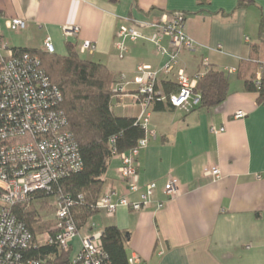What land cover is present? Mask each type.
I'll return each mask as SVG.
<instances>
[{
	"label": "crops",
	"instance_id": "1",
	"mask_svg": "<svg viewBox=\"0 0 264 264\" xmlns=\"http://www.w3.org/2000/svg\"><path fill=\"white\" fill-rule=\"evenodd\" d=\"M237 2L0 0V27L10 47L42 49L44 38L50 37L54 52L64 54L63 28L78 26L76 36L68 38L75 50L84 39L95 44L92 54L81 57L106 65L115 80L123 73L131 81L138 65L158 68L167 56L149 40L151 31L145 30L136 41L122 40L127 51L120 57L115 31L123 18L157 21L163 13L183 12L194 48L183 50L177 68L159 79L176 82L178 68L195 79L205 58L221 69L236 68L250 54V45L259 43L264 0L241 8ZM11 17L24 19L26 27L10 32L5 21ZM160 44L167 48L168 38ZM135 89L132 83L124 84L123 91L112 97L113 112L121 108L126 111L121 116H138L140 107L131 100ZM257 96L244 88V81L234 72L229 74L226 99L216 107L186 112L177 108L154 111L149 106L147 128L155 132V138H149L151 144L147 142L138 153L139 190H128L118 178V156L110 158L101 177L103 192L115 189L114 202L123 196L139 201L146 183L157 184L147 208L135 212L118 205L114 216L103 215L110 219L105 225L129 232L127 254L138 253L144 264H264V102L258 103ZM238 111L244 117L235 118ZM212 126L223 129L214 133ZM211 166L220 169L217 179L203 175V169ZM168 173L178 179L180 187L171 199L163 193ZM157 201H163L161 208Z\"/></svg>",
	"mask_w": 264,
	"mask_h": 264
},
{
	"label": "built area",
	"instance_id": "2",
	"mask_svg": "<svg viewBox=\"0 0 264 264\" xmlns=\"http://www.w3.org/2000/svg\"><path fill=\"white\" fill-rule=\"evenodd\" d=\"M3 12L0 10V18ZM185 15L182 12L163 13L157 21L139 20L125 17L115 31V47L119 56L123 57L127 47L122 42L127 38L136 41L143 37L145 30H150L149 40L160 52L166 54L165 62L158 68L149 65H138L131 81L125 74H120L112 83L114 94L123 91L124 84L135 85L131 95L134 104L140 107L136 117L145 129V136L138 140L136 146L128 152L116 153L120 159L117 169L118 178L125 182L128 190H139V150L146 146L149 138H155V132L147 128L149 122L148 108L153 96L160 95L155 91V85L161 77L169 75L177 68L179 53L183 50H193L194 41L186 34ZM8 29L22 30L26 22L22 18L11 17L6 21ZM79 31L78 26L63 28L66 39L74 37ZM168 38L167 48H161V41ZM220 48V45L217 46ZM42 50L53 53L54 46L50 37H45ZM95 44L84 39L78 47L79 54H92ZM207 59L203 60L206 63ZM228 73H234L235 68H225ZM259 79V74H258ZM178 89L169 96V102L177 109L188 112L200 102V95L193 91L196 78L190 79L183 69L176 70ZM61 93L45 75L37 55L22 53L16 55L7 44L0 27V201L6 205L31 199L42 191L49 192L53 184L61 177L75 172L81 167L78 145L67 129V118L60 108ZM244 112L238 111L235 118L244 117ZM223 128L212 126L214 133ZM113 141V139H111ZM203 175L210 179L220 176L218 166L205 167ZM102 179V178H101ZM103 180V179H102ZM156 182H148L139 201H131L120 197L114 202L112 197L115 189L106 190L99 198L97 205L105 216L112 217L118 205L126 206L132 211H140L151 202ZM179 181L172 174L165 176L163 193L169 199L179 193ZM69 197H55L53 206L56 221L52 227L39 234L34 239L25 225L19 222L7 208L0 209V264H48L44 260L24 257L23 252L30 246L56 244L64 254H70L73 240L79 236V249L67 264H110L107 261L101 243V231L93 233L86 231L79 235L71 215ZM163 201H157V208L163 206ZM128 264H144L136 252L127 255Z\"/></svg>",
	"mask_w": 264,
	"mask_h": 264
},
{
	"label": "trees",
	"instance_id": "3",
	"mask_svg": "<svg viewBox=\"0 0 264 264\" xmlns=\"http://www.w3.org/2000/svg\"><path fill=\"white\" fill-rule=\"evenodd\" d=\"M253 0H238L236 7H245ZM182 14H184L182 12ZM258 44L250 45V54L241 58L235 68L236 75L244 81L247 91L257 92V102H264V14L258 23ZM66 52L49 53L42 49L11 47L18 56L22 53L37 55L41 67L61 93L60 108L67 118V129L72 133L81 158V167L75 172L59 178L49 192L42 191L31 199L2 207L12 214L31 232L37 235L49 230L56 221L53 200L55 197H69L71 218L79 230L90 231V220L99 212L97 202L103 195L102 175L106 172L108 162L116 153L128 152L145 136V129L136 117L115 115L112 110V83L115 75L100 63L81 57L75 45L66 39ZM201 71L195 76L193 91L199 93L200 102L190 109H210L221 104L228 94L229 74L201 60ZM204 66V67H202ZM259 74V79H258ZM151 105L154 111L176 109L169 102V96L178 89L176 82L168 79L158 81ZM113 139V141H111ZM3 140L0 139V146ZM38 201V202H37ZM37 202V203H36ZM43 204H38V203ZM44 205L52 207L51 213H43ZM101 231V243L110 264H128L126 245L129 232L116 225H105ZM71 254V253H70ZM70 254H64L56 244L30 246L23 252L24 257L37 258L48 264H67Z\"/></svg>",
	"mask_w": 264,
	"mask_h": 264
},
{
	"label": "rangeland",
	"instance_id": "4",
	"mask_svg": "<svg viewBox=\"0 0 264 264\" xmlns=\"http://www.w3.org/2000/svg\"><path fill=\"white\" fill-rule=\"evenodd\" d=\"M10 32H14V31H10ZM57 51V50H56ZM59 51H61V50H59ZM185 52V51H184ZM57 53V52H56ZM183 53V51H181L180 53H179V56H178V63H180V60L179 59H181V54ZM204 59H202V61H203ZM177 66H178V64H177ZM179 66H180V64H179ZM202 67H204V66H202ZM228 74H230V73H228ZM233 74H231L230 75V77H233L232 76ZM115 110H114V113L115 114H118V115H120V114H123V113H126V111L125 110H122L121 108H114ZM129 112H131V111H129ZM149 142H151V141H149ZM148 142V143H149ZM147 143V144H148ZM147 144H146V146L145 147H143V148H146L147 147ZM149 144H151V143H149ZM142 149V148H141ZM143 167V166H142ZM53 209H52V207L50 206V205H44V208H43V213H51V211H52ZM116 212V211H115ZM115 214V213H114ZM104 215V213L103 212H99V213H97L95 216H93L92 217V219L90 220L91 222H93V226H92V229L89 231V232H91V233H93V232H95V231H98V230H100L102 227H104V225L107 223V222H109L110 221V219L109 218H107V217H104L103 216ZM114 216V215H113ZM85 228H82L81 230H80V232H79V235L81 236V235H83L84 233H86V231L84 230ZM78 249H79V236H76L75 238H74V240H73V249H72V251H71V254H70V257L71 258H73L75 255H76V253H77V251H78Z\"/></svg>",
	"mask_w": 264,
	"mask_h": 264
}]
</instances>
